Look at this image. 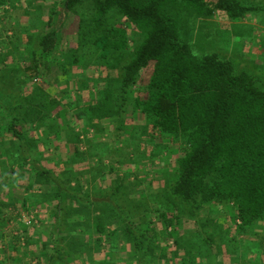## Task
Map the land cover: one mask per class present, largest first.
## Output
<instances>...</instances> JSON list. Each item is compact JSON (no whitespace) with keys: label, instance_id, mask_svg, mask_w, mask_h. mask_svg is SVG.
<instances>
[{"label":"rangeland","instance_id":"rangeland-1","mask_svg":"<svg viewBox=\"0 0 264 264\" xmlns=\"http://www.w3.org/2000/svg\"><path fill=\"white\" fill-rule=\"evenodd\" d=\"M242 2L260 10L239 20L223 10L184 12L182 34L199 53H219L264 88V0ZM91 13V0L65 16L64 0H0V264H140L114 209L143 233L145 264H264V215L244 224L232 203L202 194L194 212L170 192L187 144L152 131L135 109L152 65L126 102L119 88L139 33L112 10L107 24L125 27L131 47L101 64L89 36L96 31L85 36ZM50 31L58 46L42 53L39 40ZM10 111L21 140L9 130ZM21 141L27 159L17 163ZM31 162L92 197L89 207L59 194L52 181L38 182ZM98 220L106 223L102 235Z\"/></svg>","mask_w":264,"mask_h":264},{"label":"trees","instance_id":"trees-1","mask_svg":"<svg viewBox=\"0 0 264 264\" xmlns=\"http://www.w3.org/2000/svg\"><path fill=\"white\" fill-rule=\"evenodd\" d=\"M82 1L64 0V16ZM91 4L85 36L96 31L89 36L92 49L102 59L101 64L108 65L111 55L129 50L133 42L132 55L122 66L119 88L123 101H127L125 95L135 85L143 68L152 65L147 96H137L135 109L146 115L152 131L181 138L187 144L185 154L177 160V175L170 192L192 203L194 212L199 210L197 198L202 194L206 199L232 203L244 224L263 216L264 88L251 73L237 71L233 62L219 53L195 50L183 37L181 21L184 12L206 17L216 10H223L231 19L239 20L259 11L260 6L242 0H91ZM114 9L136 28L139 39L130 42L125 27L107 24ZM80 26L83 27L82 22ZM57 46L55 31L46 32L39 40L42 53L51 54ZM123 112L122 106L117 114L119 119ZM9 114V130L21 140L17 128L19 119L15 113L10 111ZM108 115L115 118L116 114L113 110ZM21 144L20 155L15 159L17 163L27 159L25 144ZM31 164L38 182L52 181L59 194L66 193L82 208L89 207L92 197L60 181L50 168L38 162ZM113 211L125 223L123 233L139 253L138 263L145 264L143 233L122 210ZM161 214L165 220L169 219L165 211ZM105 226V221L98 220L95 229L102 235Z\"/></svg>","mask_w":264,"mask_h":264},{"label":"built area","instance_id":"built-area-1","mask_svg":"<svg viewBox=\"0 0 264 264\" xmlns=\"http://www.w3.org/2000/svg\"><path fill=\"white\" fill-rule=\"evenodd\" d=\"M34 80H35V81H37V80H38V78H35Z\"/></svg>","mask_w":264,"mask_h":264}]
</instances>
